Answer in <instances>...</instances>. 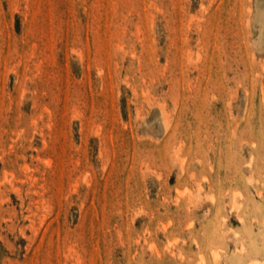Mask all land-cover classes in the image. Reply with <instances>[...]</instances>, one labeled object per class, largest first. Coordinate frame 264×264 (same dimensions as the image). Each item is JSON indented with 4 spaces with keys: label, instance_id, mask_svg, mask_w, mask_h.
<instances>
[{
    "label": "rangeland",
    "instance_id": "374dc122",
    "mask_svg": "<svg viewBox=\"0 0 264 264\" xmlns=\"http://www.w3.org/2000/svg\"><path fill=\"white\" fill-rule=\"evenodd\" d=\"M0 264H264V0H0Z\"/></svg>",
    "mask_w": 264,
    "mask_h": 264
}]
</instances>
